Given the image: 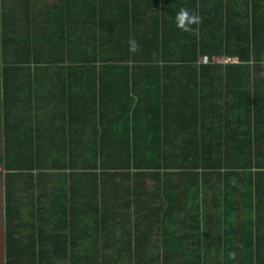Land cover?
I'll return each instance as SVG.
<instances>
[{
  "label": "trees",
  "instance_id": "trees-1",
  "mask_svg": "<svg viewBox=\"0 0 264 264\" xmlns=\"http://www.w3.org/2000/svg\"><path fill=\"white\" fill-rule=\"evenodd\" d=\"M154 3L50 0L46 49L4 17L0 264H264V0L161 34Z\"/></svg>",
  "mask_w": 264,
  "mask_h": 264
},
{
  "label": "crops",
  "instance_id": "crops-1",
  "mask_svg": "<svg viewBox=\"0 0 264 264\" xmlns=\"http://www.w3.org/2000/svg\"><path fill=\"white\" fill-rule=\"evenodd\" d=\"M226 1L229 0H155V3L152 7V15L151 20L155 27H159V34H161L160 25L161 21H177V5L180 3L183 4V9H186L189 14L195 15L199 17L198 21H203L207 23L208 21L216 19L218 15V8L217 5L224 4ZM235 1V0H232ZM238 4H240V0H237ZM49 3L50 0H0V42L3 36L2 33V22L4 17H7V21H9L12 29L9 30L12 37H20L25 39H40V47L47 48V44L43 43V37H47L48 32V20H49ZM193 24V23H192ZM212 26V25H210ZM209 28V27H207ZM175 30V26L173 25L170 38H173V31ZM29 81L27 79H17L13 82H10L11 87L9 89V97L15 101H23L21 103L22 109L16 110L12 112L13 117L28 119L24 122L25 126H29V117L32 118L33 114L38 108L45 106L48 103V92L49 88H47L49 84V80L46 79H39V83H32L31 84H38L39 87H36V90L33 91L34 95L37 96L36 107L31 105L33 99L31 95L32 90L29 89ZM2 79H0V117L3 114L2 110V101L4 98V88ZM109 85H112L114 82L112 79H108ZM118 84H124L126 82H116ZM145 81L140 82V86H142ZM165 83V82H164ZM166 83H175L174 81H168ZM44 86V87H43ZM24 87V88H23ZM112 87V91H113ZM115 89L120 90V88L115 87ZM142 90L149 91L147 89H143V87H136L134 88L133 96H137L141 94ZM153 90V89H152ZM73 95L78 96L77 89H72ZM153 92V91H149ZM62 92H60L61 94ZM120 95L122 93L119 91ZM194 95H199L198 92L193 91ZM64 97V96H63ZM46 111H39L38 116L44 117L46 116ZM22 122V121H21ZM32 122V121H31ZM214 193V192H213ZM240 192H236L239 194ZM184 197V207L186 208V202L188 198L189 200L193 199V192L190 194L188 192H182ZM202 195V193H201ZM190 202V201H189ZM153 205L157 206L161 204L154 203ZM155 206H153L155 208ZM251 208V206H249ZM186 212V210L184 211ZM54 244L56 241H54Z\"/></svg>",
  "mask_w": 264,
  "mask_h": 264
},
{
  "label": "clouds",
  "instance_id": "clouds-1",
  "mask_svg": "<svg viewBox=\"0 0 264 264\" xmlns=\"http://www.w3.org/2000/svg\"><path fill=\"white\" fill-rule=\"evenodd\" d=\"M199 17L195 15L189 14V12L186 9H181L177 13V24L179 27L184 28L185 30H188L189 25H191L194 22H198ZM130 46L132 50H135L136 44L135 41L130 42Z\"/></svg>",
  "mask_w": 264,
  "mask_h": 264
},
{
  "label": "built area",
  "instance_id": "built-area-1",
  "mask_svg": "<svg viewBox=\"0 0 264 264\" xmlns=\"http://www.w3.org/2000/svg\"><path fill=\"white\" fill-rule=\"evenodd\" d=\"M213 60L215 63L219 64H227V63H237L238 60L234 57H225V56H214L212 58H209L208 56H203L200 59V62L202 63H209V61Z\"/></svg>",
  "mask_w": 264,
  "mask_h": 264
}]
</instances>
